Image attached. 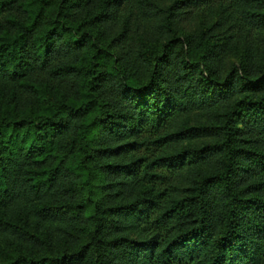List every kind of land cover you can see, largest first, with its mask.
Returning <instances> with one entry per match:
<instances>
[{
  "label": "trees",
  "instance_id": "trees-1",
  "mask_svg": "<svg viewBox=\"0 0 264 264\" xmlns=\"http://www.w3.org/2000/svg\"><path fill=\"white\" fill-rule=\"evenodd\" d=\"M0 264H264V0H0Z\"/></svg>",
  "mask_w": 264,
  "mask_h": 264
},
{
  "label": "rangeland",
  "instance_id": "rangeland-1",
  "mask_svg": "<svg viewBox=\"0 0 264 264\" xmlns=\"http://www.w3.org/2000/svg\"><path fill=\"white\" fill-rule=\"evenodd\" d=\"M211 23H212V21H211ZM203 26H204V24L202 21V16L197 15V17L193 20V22L190 24V26H185V27H183V29H184V32H188L192 36H198V34L202 30Z\"/></svg>",
  "mask_w": 264,
  "mask_h": 264
}]
</instances>
